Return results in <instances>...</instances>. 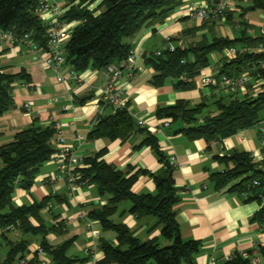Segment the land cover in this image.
Wrapping results in <instances>:
<instances>
[{
    "label": "trees",
    "instance_id": "16d2710c",
    "mask_svg": "<svg viewBox=\"0 0 264 264\" xmlns=\"http://www.w3.org/2000/svg\"><path fill=\"white\" fill-rule=\"evenodd\" d=\"M41 0H0V30L10 31L17 37L29 34L31 41L44 50L47 45V26L35 9ZM255 2L253 9L264 8L262 0ZM178 0H68L67 10L60 20L63 24L79 22L74 27L70 39L64 48L65 65L71 66L75 74L88 68L104 70L109 65L122 69L132 47L124 41L138 33L147 23L161 24L173 11ZM96 4L94 9L90 6ZM228 17V15H227ZM175 40V39H174ZM170 39V41H174ZM256 40L247 36L246 31L239 38L215 37L210 41L202 38L174 51L167 48L144 58V63L153 71L151 84L161 87L168 81L174 83L177 90L190 91L195 88V78L200 72L212 66V56L222 55L230 47L247 46L253 48ZM256 54L238 52L236 58L225 63L220 58L216 64L217 75L238 76L251 69L259 58ZM19 76L0 73V115L13 108L12 84ZM213 90V89H211ZM207 107L206 102L191 106L186 101H177L168 107H159L156 117L170 120V125L184 124L177 132L189 140H204L207 144L219 142L248 130L256 125L259 115L264 111V96L258 99L231 98L226 103H215L216 114L200 118ZM135 132L145 134L140 146H148L162 161V169L150 174L155 184V194L136 195L131 187L137 174L128 176L102 159L104 151L83 159V166L76 169L81 181L87 180L99 195L107 196V204L100 209L86 212L89 220L98 221L105 232H113L116 244L103 241L99 249L103 258L95 264H194V255L200 243L183 241L179 226L175 220L173 206L176 204L177 190L174 182V168L169 165L159 150L154 134L138 127L126 108L108 116H99L88 138L108 141H125ZM55 130L52 126H31L14 136L12 142L0 146V229L15 226L24 237L40 236V245L44 248L48 264H76L85 260L67 256L73 240L53 246L47 236L64 233L60 225L47 223L42 210L49 204L54 205L56 196L49 194L39 202L16 207L12 203L15 189L29 191L33 186L38 168L50 161ZM225 165L222 172L210 176L215 190L227 189L238 196L247 195L244 202L255 201L256 194L264 189V171L258 170L247 152L233 151L227 156L216 158ZM145 173V172H144ZM259 182L253 187V181ZM129 202V213L136 217L150 216L162 227L161 236L170 242L160 248L156 240L141 242L123 224H115L111 217L117 212L118 205ZM32 221L36 225H32ZM252 221L264 223V208H260ZM3 233L0 244L7 248L5 264H11L16 258L23 257L32 241H8ZM259 255L264 262V246L259 247ZM36 264L35 260L31 262ZM226 264H251L249 260L236 255Z\"/></svg>",
    "mask_w": 264,
    "mask_h": 264
},
{
    "label": "crops",
    "instance_id": "0c3cea01",
    "mask_svg": "<svg viewBox=\"0 0 264 264\" xmlns=\"http://www.w3.org/2000/svg\"><path fill=\"white\" fill-rule=\"evenodd\" d=\"M59 4L62 12H65L68 0H61ZM203 4L204 0H178L163 23L149 22L126 39L124 42L137 52L136 68L133 72L122 68L117 84L133 122L154 134L165 160L171 157L175 160L173 175L178 200L173 212L182 240L200 243L194 255V264H226L227 258L248 253L253 245L264 246V223L252 221L259 210L257 202H244L226 188L215 190L210 176L225 169L217 157L227 156L233 151H253L257 147V138L248 136L247 130H244L225 139L224 143L207 144L202 139L193 141L178 133L184 124L162 127L161 120L155 114L159 107L172 106L177 101L196 106L207 101L211 89L200 86L197 77L194 80L195 88L190 91L177 90L171 81L154 87L151 84L153 71L144 63L145 57L166 49L168 38L175 39L172 41L175 46H186L202 38L222 37L218 26L236 22L235 17L244 21L242 19L249 12L264 11V8L253 9L255 2L248 0L232 9L224 23H201L187 18L190 5ZM95 7L96 4H93L89 9ZM260 17H264V14ZM244 23L245 31L247 26L255 29L252 36H248L254 39L264 20L257 24L250 21ZM78 25L79 22H71L67 27L73 30ZM225 38L236 39L227 31ZM220 58L212 57V66L206 72L215 71ZM72 72L71 66L66 64L57 74L24 47L11 43L0 45V73L20 75L12 84L13 108L0 115V146L12 142L17 133L33 125L41 128L57 125L61 137L74 147L76 156L84 159L104 151L102 159L105 163L128 176L138 173L131 187L134 194H155V184L150 174L159 172L163 163L150 147L140 146L145 134L135 132L125 141L88 138L99 116L113 114L110 107H104L101 103V93L112 80L111 76L104 70L88 68L82 73H74L78 77L76 80ZM25 105L29 106V110L25 109ZM139 122L143 125L139 126ZM232 138L236 139L232 141ZM52 146L55 147L53 141ZM56 175V165L46 162L38 168L29 191L15 189L12 203L19 207L39 202L49 194L56 196L52 210L50 213L42 212V217L49 224L63 219L67 223L64 233L59 236L50 234L52 237L47 236L48 242L56 246L73 240L67 256L85 260L76 264H95L103 258L99 249L101 240L116 244V236L113 232L103 231L98 221L89 220L88 224L80 220L79 213L104 207L108 197L99 195L97 189L88 184L76 187L72 197H68L63 179L48 182V177ZM130 207L129 202L119 204L111 221L125 225L141 242L156 240L159 246L164 247L170 244L161 236L162 227L155 218L131 215ZM92 232H97L98 237H94Z\"/></svg>",
    "mask_w": 264,
    "mask_h": 264
},
{
    "label": "built area",
    "instance_id": "2783aa9c",
    "mask_svg": "<svg viewBox=\"0 0 264 264\" xmlns=\"http://www.w3.org/2000/svg\"><path fill=\"white\" fill-rule=\"evenodd\" d=\"M246 1L248 0H204V4L201 6L190 5L188 7L187 18L201 23H224L227 14L236 6L243 4ZM35 13L40 16L47 26V45L44 50L40 49L36 43L31 41L29 34L17 37L10 31L2 30H0V45L11 43L13 45L22 46L28 52L34 54L37 59L41 60L45 67L58 74L60 69L65 65L64 48L70 39L72 30L67 27V24H63L60 20L63 12L58 0H41L35 9ZM254 39L256 40V45L253 48L247 46L230 47L225 49L220 56L222 61L229 63L236 58L238 52L259 55L260 57L256 60L251 69L238 76H228L225 74L217 75L215 71L206 72L208 69L206 68L202 70L197 77L200 86L217 90L223 95L233 96L241 100L246 98L255 100L264 96V24L259 27L258 35ZM166 41V48L171 52L174 51L176 46L170 41V38ZM178 47L183 49L184 45L179 44ZM157 55H159L158 52ZM136 61L137 52L133 48L128 53V57L122 66L123 69L126 68L130 72H133L136 68ZM104 71L111 76L112 80L101 93V103L104 107H110L112 112L115 113L116 111L125 108L122 90L117 84L118 79L122 75V69L114 65H109ZM71 75L77 80L78 77L74 75V72H72ZM24 107L29 110L28 105H25ZM261 124H264V120L259 121L254 126ZM138 125L142 126L143 123L139 122ZM160 125L162 127H168L170 125V120H161ZM53 129L55 130L53 137L55 151L50 162L56 165L57 175L55 177H48L47 180L48 182H54V180L63 179L66 183V192H68L67 196L69 197L76 187L85 186L88 183L87 180L81 181L76 173V169L83 166V159L76 156L74 147L71 144L66 143L65 139L61 137L58 131V126H53ZM78 140H80V138ZM221 141L224 143L225 139ZM247 153L251 161L256 164V168L264 171V126L258 128L257 147L253 151ZM168 161L170 166H175L174 158L171 157ZM259 185L260 184L257 180L252 183L253 187H258ZM52 194H54V191H52ZM241 197L247 199L246 194H242ZM256 199L259 209L264 208V189L256 194ZM52 208L53 205L49 204L42 210V212L50 213ZM79 219L86 221L88 224L90 223L84 212L79 213ZM66 223L67 222L60 220L53 223V225H60L62 230H64ZM12 231H15L14 225L1 228L0 238L3 233H11ZM92 235L98 237L97 232H92ZM241 257L249 260L251 264H264L259 255V246L257 245H253L251 251L241 254ZM233 258L234 257H229L227 258V261H230ZM34 260L36 264H48L44 248L36 243L30 244L27 253L21 258H16L11 264H32L31 262ZM0 264L5 263L2 261Z\"/></svg>",
    "mask_w": 264,
    "mask_h": 264
},
{
    "label": "rangeland",
    "instance_id": "374dc122",
    "mask_svg": "<svg viewBox=\"0 0 264 264\" xmlns=\"http://www.w3.org/2000/svg\"><path fill=\"white\" fill-rule=\"evenodd\" d=\"M58 1H59V3L61 2V0H58ZM262 14H264V11L256 10L254 12H249L246 15V17H244L242 20H244L245 22H248V21L254 22L256 24L257 23H261L262 20H264V17H260V16H262ZM235 19H236L235 20L236 22H240L239 24L241 26H238L239 24L236 23V22H232L231 24L220 25V26H218V32H220V34H221L220 36L225 37V33L227 31L228 34L233 35V37H235V38H239L240 37V35L245 30V28H244L245 27V23H244V21H241L237 17H235ZM254 23H253V25H255ZM246 29H247L246 30L247 36H252V34L254 33L255 29L253 27H248V26L246 27ZM215 33H216L215 32V28H213V34L215 35ZM207 40L210 41L211 39H207ZM214 56L219 57L218 54H214ZM214 56H212V57H214ZM211 61H213V60L211 59ZM231 98H235V97L223 95L221 92H219L217 90H210L209 93L207 94V101H206L207 107L202 111L200 116L204 117L206 115H215L216 112H217L216 107H215V103L218 100H222L223 103H226ZM259 120L260 121L264 120V111H262L260 113ZM260 126H264V124H261V125L254 126V127L250 128L249 130L246 131L247 135L248 136H254L255 138L258 139V128ZM235 139L236 138H232V141H234ZM0 164H1V162H0ZM66 190H67V187H66ZM72 195H73V192H72L71 196H69V197H72ZM63 221L67 222L66 219H63ZM32 225H36V223L34 221H32ZM48 236L52 237V235H48ZM7 237H8V241L9 242L10 241H12V242L20 241L21 239H26V240L30 239L32 242H35L36 244H40V241L42 240V238L40 236H36V237H29V236L26 237L25 236L24 237L23 235H21L20 231H17V230L12 231L11 233L7 234ZM166 246H168V245H166ZM159 247L162 248L164 246L160 245ZM6 250H7V248L4 247L2 244H0V262L4 261V259H5ZM46 257H47V254H46ZM47 260H48V257H47Z\"/></svg>",
    "mask_w": 264,
    "mask_h": 264
}]
</instances>
